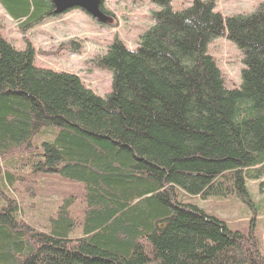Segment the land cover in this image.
I'll use <instances>...</instances> for the list:
<instances>
[{
	"label": "trees",
	"instance_id": "1",
	"mask_svg": "<svg viewBox=\"0 0 264 264\" xmlns=\"http://www.w3.org/2000/svg\"><path fill=\"white\" fill-rule=\"evenodd\" d=\"M150 1L136 48L115 39L98 60L105 97L0 31V264H264L253 228L179 198L248 202L264 177V1L229 16L215 0ZM0 3L20 29L56 16L53 0ZM221 36L242 54L238 88L208 53ZM44 182L58 206L27 219Z\"/></svg>",
	"mask_w": 264,
	"mask_h": 264
},
{
	"label": "rangeland",
	"instance_id": "2",
	"mask_svg": "<svg viewBox=\"0 0 264 264\" xmlns=\"http://www.w3.org/2000/svg\"><path fill=\"white\" fill-rule=\"evenodd\" d=\"M192 1L172 0L171 6L174 11L181 12ZM263 1L215 0V3L217 11L229 16L252 14ZM102 6L103 15L107 18L104 23L80 8H72L45 19L31 29H20V25L7 16L0 3V31L12 39L18 49L24 48L30 42L34 46L36 64L39 67L76 74L93 92L105 97L112 91V74L110 70L100 68L98 60L115 39L123 42L129 49H135L140 36L154 25L152 13L157 8L150 0H103ZM208 53L216 59L228 89L238 88L244 67L239 49L226 36H221L209 44ZM262 182L264 177L247 182L248 202L237 195L215 196L203 200L188 199L184 194L185 196L179 198L225 221L232 230L248 233L253 228L264 255V192L260 188ZM44 183L41 185L43 190L36 192L37 197L32 200L24 198L21 203L27 219L35 215L42 219L57 203L56 193H52L51 199L47 198ZM65 189L61 191L62 198L65 196ZM20 193H14L16 198L23 195Z\"/></svg>",
	"mask_w": 264,
	"mask_h": 264
},
{
	"label": "water",
	"instance_id": "3",
	"mask_svg": "<svg viewBox=\"0 0 264 264\" xmlns=\"http://www.w3.org/2000/svg\"><path fill=\"white\" fill-rule=\"evenodd\" d=\"M103 0H53L55 14H60L72 8H80L99 22H106L107 18L101 10Z\"/></svg>",
	"mask_w": 264,
	"mask_h": 264
},
{
	"label": "flooded vegetation",
	"instance_id": "4",
	"mask_svg": "<svg viewBox=\"0 0 264 264\" xmlns=\"http://www.w3.org/2000/svg\"><path fill=\"white\" fill-rule=\"evenodd\" d=\"M102 9H103V7H102ZM104 10V9H103Z\"/></svg>",
	"mask_w": 264,
	"mask_h": 264
}]
</instances>
